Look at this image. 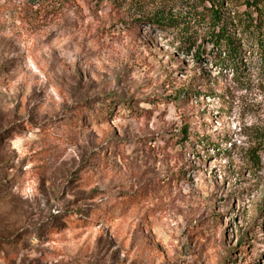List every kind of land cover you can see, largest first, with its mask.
Wrapping results in <instances>:
<instances>
[{
  "label": "rangeland",
  "instance_id": "374dc122",
  "mask_svg": "<svg viewBox=\"0 0 264 264\" xmlns=\"http://www.w3.org/2000/svg\"><path fill=\"white\" fill-rule=\"evenodd\" d=\"M181 38L128 4L0 0V264H264V60Z\"/></svg>",
  "mask_w": 264,
  "mask_h": 264
},
{
  "label": "trees",
  "instance_id": "16d2710c",
  "mask_svg": "<svg viewBox=\"0 0 264 264\" xmlns=\"http://www.w3.org/2000/svg\"><path fill=\"white\" fill-rule=\"evenodd\" d=\"M99 6L106 0H91ZM119 7L128 4L149 21L161 27H177L181 40L193 44L199 38L215 45V59L223 66L236 68L244 57L245 41L257 44V50L264 60V0H243L251 13H242L228 18L220 0H108ZM223 46L224 48H222ZM224 52V55L221 52ZM259 142L248 153L254 166L260 163L264 154V128Z\"/></svg>",
  "mask_w": 264,
  "mask_h": 264
}]
</instances>
